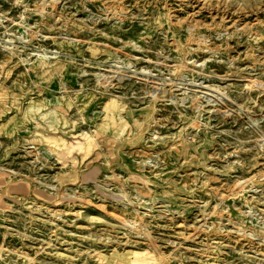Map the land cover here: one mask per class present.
<instances>
[{
    "label": "rangeland",
    "instance_id": "rangeland-1",
    "mask_svg": "<svg viewBox=\"0 0 264 264\" xmlns=\"http://www.w3.org/2000/svg\"><path fill=\"white\" fill-rule=\"evenodd\" d=\"M116 262L264 264V0H0V264Z\"/></svg>",
    "mask_w": 264,
    "mask_h": 264
},
{
    "label": "bare ground",
    "instance_id": "bare-ground-1",
    "mask_svg": "<svg viewBox=\"0 0 264 264\" xmlns=\"http://www.w3.org/2000/svg\"><path fill=\"white\" fill-rule=\"evenodd\" d=\"M137 254V253H136ZM134 255H135V253H134ZM141 255V254H140ZM140 261H142V260H140ZM134 264V263H133Z\"/></svg>",
    "mask_w": 264,
    "mask_h": 264
},
{
    "label": "crops",
    "instance_id": "crops-1",
    "mask_svg": "<svg viewBox=\"0 0 264 264\" xmlns=\"http://www.w3.org/2000/svg\"><path fill=\"white\" fill-rule=\"evenodd\" d=\"M116 264H118V262H116Z\"/></svg>",
    "mask_w": 264,
    "mask_h": 264
}]
</instances>
